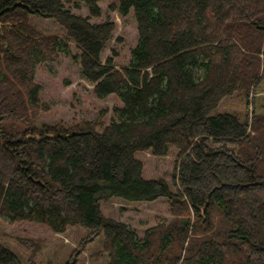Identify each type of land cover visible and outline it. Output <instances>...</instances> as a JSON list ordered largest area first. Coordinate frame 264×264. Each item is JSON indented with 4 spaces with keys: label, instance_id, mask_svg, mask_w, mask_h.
<instances>
[{
    "label": "trees",
    "instance_id": "16d2710c",
    "mask_svg": "<svg viewBox=\"0 0 264 264\" xmlns=\"http://www.w3.org/2000/svg\"><path fill=\"white\" fill-rule=\"evenodd\" d=\"M78 2L99 15L98 0H0V216L57 233L90 229L106 264H264V112L216 110L264 82V0H118L114 10H133L138 35L119 66L100 59L114 23L64 7ZM32 16L64 31L95 97L121 101L113 121L37 126L35 65L64 49ZM171 147L175 192L144 178L135 156ZM113 198H165L173 217L138 237L102 213ZM0 264L23 263L0 241Z\"/></svg>",
    "mask_w": 264,
    "mask_h": 264
},
{
    "label": "rangeland",
    "instance_id": "374dc122",
    "mask_svg": "<svg viewBox=\"0 0 264 264\" xmlns=\"http://www.w3.org/2000/svg\"><path fill=\"white\" fill-rule=\"evenodd\" d=\"M117 1L98 0L100 13L97 17L91 16L82 2H78L77 6L64 7L73 14L88 17L91 23H114L111 39L102 49L100 59L104 61L111 56L119 66L129 62L138 35L133 10L125 16L120 15L113 8ZM30 22L40 31L57 34L64 49L56 59L41 61L35 65L32 80L40 88L39 103L42 109L36 118L37 126L56 123L72 125L80 120H101L102 115L106 124L113 121V110L122 106L121 101L114 94L104 99L95 97L92 92L93 84L81 77L79 51L65 37L64 31L50 19L32 16ZM252 96L225 97L216 110L241 116L246 112L250 114L253 110L264 112V82ZM135 156L143 163L144 178L161 177L168 183L171 191H176L172 181L177 158L175 148L171 147L164 156H156L149 151H137ZM100 207L105 216L126 223L135 230L138 237L142 236L146 228L173 217L165 198L144 203H127L113 198L101 202ZM90 233V229L76 225L57 233L36 221L12 222L9 218L0 216V241L23 264L29 261L35 264H106L108 258L102 249V236L93 237Z\"/></svg>",
    "mask_w": 264,
    "mask_h": 264
}]
</instances>
